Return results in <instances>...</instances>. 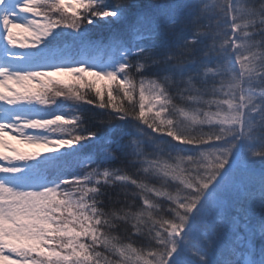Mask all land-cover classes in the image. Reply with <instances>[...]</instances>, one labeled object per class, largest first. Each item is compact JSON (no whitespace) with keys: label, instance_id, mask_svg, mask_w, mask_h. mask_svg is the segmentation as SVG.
<instances>
[{"label":"snow or ice","instance_id":"1","mask_svg":"<svg viewBox=\"0 0 264 264\" xmlns=\"http://www.w3.org/2000/svg\"><path fill=\"white\" fill-rule=\"evenodd\" d=\"M0 25V264H264V0H0Z\"/></svg>","mask_w":264,"mask_h":264},{"label":"trees","instance_id":"2","mask_svg":"<svg viewBox=\"0 0 264 264\" xmlns=\"http://www.w3.org/2000/svg\"><path fill=\"white\" fill-rule=\"evenodd\" d=\"M117 26H113V28H116ZM94 36L96 35H102V36H107V29H104V28H101L98 32H94L93 33ZM90 107V106H89ZM84 115L87 116L88 115V111H87V108L85 109L84 111ZM87 126H93L91 124V122H89V124ZM113 167H117L119 166V163L117 162V164H114L112 165ZM257 167H259V162H257ZM72 171H80V172H83L85 171L86 169H81V168H78L76 166H74L72 169ZM129 171H131V169H129ZM138 203L142 204V201H138ZM128 241H125V243H127ZM133 246H137V245H133Z\"/></svg>","mask_w":264,"mask_h":264},{"label":"rangeland","instance_id":"3","mask_svg":"<svg viewBox=\"0 0 264 264\" xmlns=\"http://www.w3.org/2000/svg\"><path fill=\"white\" fill-rule=\"evenodd\" d=\"M13 135H15V133H13ZM19 146L22 149H24L25 151H35V150H38V149L33 148L31 145H28V144H20Z\"/></svg>","mask_w":264,"mask_h":264}]
</instances>
